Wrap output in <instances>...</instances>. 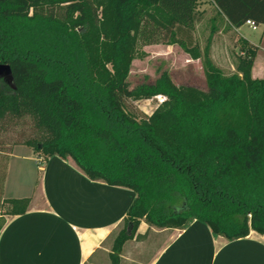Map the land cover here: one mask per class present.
<instances>
[{
	"label": "trees",
	"instance_id": "trees-1",
	"mask_svg": "<svg viewBox=\"0 0 264 264\" xmlns=\"http://www.w3.org/2000/svg\"><path fill=\"white\" fill-rule=\"evenodd\" d=\"M199 0H0V230L27 212L30 197H5L12 145L71 158L92 180L135 192L115 233L111 264L126 241L149 227L185 228L197 219L234 240L264 234V78H254L258 46L239 40L232 72L211 56L210 34L197 54ZM240 28L264 25V0H210ZM224 17V18H223ZM81 28V29H80ZM177 43L201 58L206 89L178 87L164 72L151 87L130 89L137 44ZM165 99L151 115L126 101ZM29 134L4 149L17 122Z\"/></svg>",
	"mask_w": 264,
	"mask_h": 264
},
{
	"label": "crops",
	"instance_id": "crops-1",
	"mask_svg": "<svg viewBox=\"0 0 264 264\" xmlns=\"http://www.w3.org/2000/svg\"><path fill=\"white\" fill-rule=\"evenodd\" d=\"M202 3L197 9L202 14L199 24L208 28L209 36L213 33L216 64H222L213 54L217 35L222 49L230 35H237V42L244 38L257 45L258 55L264 47V31L256 44L243 32L245 26L255 30L251 25L246 22L233 28L219 17L210 0ZM257 55L252 76L264 78V62L257 65ZM17 147L26 145L12 150L4 196L30 197L31 202L24 214L6 217L0 230V264H111L114 235L123 225L135 192L90 179L71 158L52 155L42 161L32 148L27 146V154L19 155ZM13 158L36 164L38 178L33 189L22 179L10 183ZM137 233L139 238L125 242L120 264H264V234L253 230L245 237L227 240L194 219L183 229L149 227L141 221Z\"/></svg>",
	"mask_w": 264,
	"mask_h": 264
},
{
	"label": "rangeland",
	"instance_id": "rangeland-1",
	"mask_svg": "<svg viewBox=\"0 0 264 264\" xmlns=\"http://www.w3.org/2000/svg\"><path fill=\"white\" fill-rule=\"evenodd\" d=\"M202 4V0H199L197 9H199ZM263 31L264 27H259L255 30H252L247 26L243 28V32L248 33L247 36L256 44H258ZM195 37V52L200 54L209 38L208 28L204 24L198 23L195 27ZM237 37V35H230L226 49L221 48L224 44L221 45L220 35H217L214 38L215 49L213 50V54L216 55V60L222 63L220 67H223L226 72H232L235 69L240 46L237 42ZM263 44L264 40L262 47ZM137 49V54L131 62V68L127 79L130 89L151 87L155 85L164 72L168 73L171 81L178 87H192L200 90L206 89V78L201 58H192L191 55L184 51L179 44H167L162 42L150 44L138 43ZM262 62H264V47L257 55L256 64L260 65ZM164 99L165 97L163 95H158L151 99L130 98L126 101V109L138 115H151ZM29 119L30 118H26L24 119L25 122L22 121L13 124L10 127L9 132L3 134L2 140L5 141V150H8L10 143L21 139V135L29 134L32 126V122ZM12 146L13 150L16 145ZM26 149L27 146L17 147L15 152L19 155L27 154ZM32 156L34 157L35 155L32 153ZM37 172V166L34 162L13 158L10 170V183L15 184L22 179L27 183L29 189H33L38 178ZM30 182H32L31 185H29ZM27 187V192H29Z\"/></svg>",
	"mask_w": 264,
	"mask_h": 264
},
{
	"label": "water",
	"instance_id": "water-1",
	"mask_svg": "<svg viewBox=\"0 0 264 264\" xmlns=\"http://www.w3.org/2000/svg\"><path fill=\"white\" fill-rule=\"evenodd\" d=\"M0 79H3L13 89L15 88L14 77L8 63H0Z\"/></svg>",
	"mask_w": 264,
	"mask_h": 264
},
{
	"label": "built area",
	"instance_id": "built-area-1",
	"mask_svg": "<svg viewBox=\"0 0 264 264\" xmlns=\"http://www.w3.org/2000/svg\"><path fill=\"white\" fill-rule=\"evenodd\" d=\"M247 23H248L249 25H251V26L253 27V29H256V28H257V26H256L253 22H251V21H247Z\"/></svg>",
	"mask_w": 264,
	"mask_h": 264
}]
</instances>
